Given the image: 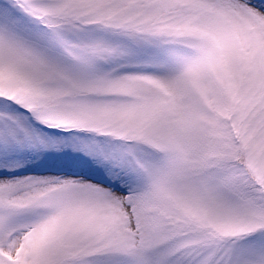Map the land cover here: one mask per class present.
Segmentation results:
<instances>
[{"label":"snow or ice","instance_id":"snow-or-ice-1","mask_svg":"<svg viewBox=\"0 0 264 264\" xmlns=\"http://www.w3.org/2000/svg\"><path fill=\"white\" fill-rule=\"evenodd\" d=\"M0 264H264V0H0Z\"/></svg>","mask_w":264,"mask_h":264}]
</instances>
